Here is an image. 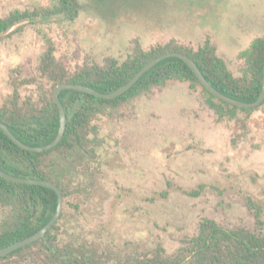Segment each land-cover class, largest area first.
<instances>
[{"label":"rangeland","instance_id":"obj_1","mask_svg":"<svg viewBox=\"0 0 264 264\" xmlns=\"http://www.w3.org/2000/svg\"><path fill=\"white\" fill-rule=\"evenodd\" d=\"M74 20L59 15L0 36V109L16 80L22 101L50 91L39 67L49 49L74 72L120 64L137 47L174 39L197 49L207 39L236 77L247 73L242 53L264 37V0H73ZM59 0H0V18L52 9ZM84 149L53 153L50 179L68 193L52 252L38 243L0 264H146L172 259L205 219L264 239V104L221 118L201 87L171 81L119 108L100 107L84 131ZM204 192L191 197L186 191ZM163 193H167L166 197ZM251 196L263 208L258 225ZM9 213L0 206V224ZM64 259V260H66Z\"/></svg>","mask_w":264,"mask_h":264},{"label":"trees","instance_id":"obj_2","mask_svg":"<svg viewBox=\"0 0 264 264\" xmlns=\"http://www.w3.org/2000/svg\"><path fill=\"white\" fill-rule=\"evenodd\" d=\"M59 15L69 16L71 20L77 17L78 10L73 0H59V6L52 9L40 7L32 11H15L0 18V36L22 31L27 24H35L40 19ZM168 53H182L190 57L209 83L228 97L253 103L262 93L264 37L255 39L251 47L242 53L247 64V73L243 77L233 75L226 62L218 56L217 48L210 39L197 49L179 44L174 39L153 46L148 51L137 47L134 55L121 64L109 58L103 66H84L74 72L65 64L58 63L54 57V49H49L39 72L42 78L50 82V91L40 102H35L32 98L22 101L19 88L36 84L38 79L16 80L13 95L0 109V122L29 146L48 145L56 139L60 129V112L53 97L58 85L80 84L101 93H112L130 82L147 64ZM171 81L188 82L192 89L201 87L205 102L221 118H234L238 111L250 113L256 109L240 108L219 99L202 85L185 62L178 58H169L147 72L126 94L113 100L73 90L63 91L59 97L66 110L68 127L63 140L51 151L36 153L23 150L0 128V170L23 179L53 182L46 171V160L53 153L64 154L76 147L84 149V131L100 107H122L129 100L147 95L155 88L166 87ZM56 185L66 199L68 193L59 184ZM205 188V185H201L199 190H181L191 197H198ZM166 195L167 193H163L164 197ZM58 202V195L52 189L18 184L0 176V206L9 209L7 217L0 224V249L38 233L54 217ZM247 203L254 212L257 224L261 225L263 208L260 203L251 196H247ZM61 218L49 231L47 239H41L0 260L8 259L38 243L51 252L48 242L54 247L58 242ZM62 261L63 264H87L76 255ZM146 264H264V239L249 231L227 229L214 220L205 219L200 223L198 235L188 239L175 258L146 261Z\"/></svg>","mask_w":264,"mask_h":264},{"label":"water","instance_id":"obj_3","mask_svg":"<svg viewBox=\"0 0 264 264\" xmlns=\"http://www.w3.org/2000/svg\"><path fill=\"white\" fill-rule=\"evenodd\" d=\"M169 58H178V59L182 60L183 62H185L188 65V67L194 72V74L197 76V78L200 80L202 85L209 92H211L216 97H218L219 99H221L227 103H230V104L237 106V107H240V108H257L264 103V85H263L262 93H261V95L257 101H255L253 103H246L243 101H239L237 99L226 96L225 94H223L222 92L217 90L215 87H213V85L211 83H209V81L205 78L203 73L200 71L197 64L190 57H188L187 55H184L182 53H168L166 55H163V56L155 59L154 61L150 62L149 64H147L139 73H137V75L130 82H128L126 85L122 86L121 88H119L118 90H116L115 92H112V93H101V92H99V91H97L91 87H88L85 85H80V84H61V85H58L54 90V96L53 97H54V101L56 102V104L59 108V112H60V129H59V133H58L56 139L48 145L41 146V147L29 146V145L21 142L10 131V129L4 123L0 122V128L4 131V133L16 145H18L23 150L36 152V153H45V152L51 151L54 148H56L60 144V142L63 140V138L66 135V131H67V127H68V117L66 114V110H65V108H64V106L60 100V97H59L63 91L73 90V91L86 93V94H89V95H92V96H95V97H98L101 99L113 100V99H116V98L121 97L124 94H126L129 90H131L140 81V79L147 72H149L151 69L156 67L158 64H160L161 62H163L164 60L169 59ZM0 176L4 179L8 180V181L15 182L18 184L42 186V187L52 189L57 193L58 199H59L57 211H56L54 217L51 219V221L45 227H43L38 233H36L35 235H33V236L23 240V241H19L15 244H12V245L4 248V249H0V259H2L4 257L20 250V249H22V248L28 247V246L38 242L41 239H47V234L49 233V231L54 227V225L59 221V219L62 216L63 209H64V203H65V197H64L62 190L55 183H53L51 181L23 179V178H19V177L9 175L2 170H0ZM48 247L50 248L51 252L54 255H56V251L54 249V246L49 242H48ZM59 257L62 259H66L68 256L62 255Z\"/></svg>","mask_w":264,"mask_h":264}]
</instances>
